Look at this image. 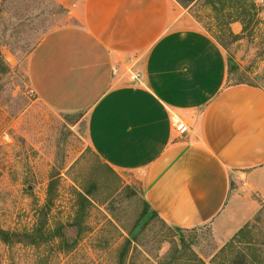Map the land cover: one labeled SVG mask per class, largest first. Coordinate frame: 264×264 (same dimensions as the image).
Masks as SVG:
<instances>
[{
	"label": "crops",
	"instance_id": "0c3cea01",
	"mask_svg": "<svg viewBox=\"0 0 264 264\" xmlns=\"http://www.w3.org/2000/svg\"><path fill=\"white\" fill-rule=\"evenodd\" d=\"M72 23L28 56L36 100L86 110L93 152L139 174L170 226L222 218L242 185L264 186V89L229 85L220 44L176 0H54ZM176 116L189 132L180 135Z\"/></svg>",
	"mask_w": 264,
	"mask_h": 264
},
{
	"label": "rangeland",
	"instance_id": "374dc122",
	"mask_svg": "<svg viewBox=\"0 0 264 264\" xmlns=\"http://www.w3.org/2000/svg\"><path fill=\"white\" fill-rule=\"evenodd\" d=\"M184 1L224 50L229 85L264 89V0ZM68 17L54 0H0V228L13 234L0 239V264H228L237 248L264 264V186L242 185L222 218L178 230L146 206L139 174H119L93 152L86 110L36 100L28 56ZM84 190L90 203L77 196ZM44 215L65 239L34 230Z\"/></svg>",
	"mask_w": 264,
	"mask_h": 264
},
{
	"label": "trees",
	"instance_id": "16d2710c",
	"mask_svg": "<svg viewBox=\"0 0 264 264\" xmlns=\"http://www.w3.org/2000/svg\"><path fill=\"white\" fill-rule=\"evenodd\" d=\"M182 7L187 8L188 6H186V1L184 0H176ZM196 0H187V2L193 3ZM244 24V23H243ZM245 25V24H244ZM246 29V27H244V30ZM228 62V60H227ZM228 71H229V63H228ZM235 85H246L245 83H238ZM248 85V84H247ZM249 86H254V85H249ZM256 87V86H254ZM107 165V164H106ZM108 166V165H107ZM109 167V166H108ZM114 171V170H113ZM78 198L82 201L85 202H89L90 203V199L92 198L93 194L91 192V190H84L83 193L78 192L77 194ZM146 203V206L148 208H150V206ZM151 209V208H150ZM154 213L158 216V214L154 211ZM159 217V216H158ZM160 218V217H159ZM162 220V219H161ZM163 221V220H162ZM164 222V221H163ZM166 223V222H165ZM64 226L62 224H58L57 227L55 228V234H53L51 231L54 232V228H50L48 227V220H47V215H44V217L41 218V220H39L38 224L36 225V229H34L35 231H38L39 233H41V235L45 236L44 233H49V235L51 236V238H61V239H65V232H64ZM178 230H184V229H188V228H182V227H176ZM194 228H198V227H194ZM43 233V234H42ZM13 234L5 231L3 229L0 228V239H2L4 242H9L8 239H10V237ZM15 235V234H14ZM251 245V244H250ZM235 242H232L230 244H228L224 249H222V251H227L228 249L230 250H234L235 249ZM248 247H252V246H248ZM253 248H237V254L234 258H232L228 264H262V261H258V258L256 257V255H254L251 250ZM247 251V252H246ZM250 253V254H249ZM199 263L204 264V262L202 260H198Z\"/></svg>",
	"mask_w": 264,
	"mask_h": 264
},
{
	"label": "built area",
	"instance_id": "2783aa9c",
	"mask_svg": "<svg viewBox=\"0 0 264 264\" xmlns=\"http://www.w3.org/2000/svg\"><path fill=\"white\" fill-rule=\"evenodd\" d=\"M173 125L176 132H178L180 135H185L189 132V128L186 123L176 116L173 117Z\"/></svg>",
	"mask_w": 264,
	"mask_h": 264
}]
</instances>
